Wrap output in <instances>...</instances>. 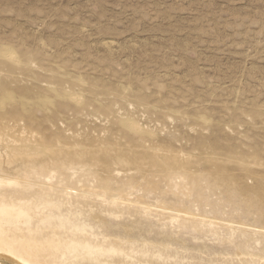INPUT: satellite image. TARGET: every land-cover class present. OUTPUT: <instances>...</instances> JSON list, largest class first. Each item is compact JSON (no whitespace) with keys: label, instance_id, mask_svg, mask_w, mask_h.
Returning <instances> with one entry per match:
<instances>
[{"label":"rangeland","instance_id":"1","mask_svg":"<svg viewBox=\"0 0 264 264\" xmlns=\"http://www.w3.org/2000/svg\"><path fill=\"white\" fill-rule=\"evenodd\" d=\"M0 198L49 264H264V0H0Z\"/></svg>","mask_w":264,"mask_h":264},{"label":"bare ground","instance_id":"2","mask_svg":"<svg viewBox=\"0 0 264 264\" xmlns=\"http://www.w3.org/2000/svg\"><path fill=\"white\" fill-rule=\"evenodd\" d=\"M30 210L24 208L22 202L0 198V264H49L28 247L30 243L40 242V226L33 227L28 221L38 214ZM56 235L51 231L47 236ZM59 264H67L65 257L59 259Z\"/></svg>","mask_w":264,"mask_h":264}]
</instances>
